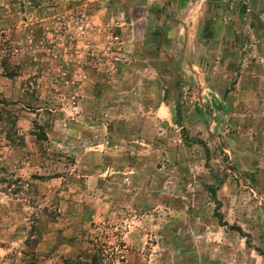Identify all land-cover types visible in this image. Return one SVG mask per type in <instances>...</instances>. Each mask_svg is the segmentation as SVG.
Wrapping results in <instances>:
<instances>
[{
  "label": "rangeland",
  "instance_id": "1",
  "mask_svg": "<svg viewBox=\"0 0 264 264\" xmlns=\"http://www.w3.org/2000/svg\"><path fill=\"white\" fill-rule=\"evenodd\" d=\"M76 255L264 264V0H0V264Z\"/></svg>",
  "mask_w": 264,
  "mask_h": 264
},
{
  "label": "trees",
  "instance_id": "2",
  "mask_svg": "<svg viewBox=\"0 0 264 264\" xmlns=\"http://www.w3.org/2000/svg\"><path fill=\"white\" fill-rule=\"evenodd\" d=\"M95 263L96 262L93 263L91 259L82 258L80 255H76L75 257H67L63 259V264H95Z\"/></svg>",
  "mask_w": 264,
  "mask_h": 264
},
{
  "label": "built area",
  "instance_id": "3",
  "mask_svg": "<svg viewBox=\"0 0 264 264\" xmlns=\"http://www.w3.org/2000/svg\"><path fill=\"white\" fill-rule=\"evenodd\" d=\"M232 3H238V2H242L243 0H229Z\"/></svg>",
  "mask_w": 264,
  "mask_h": 264
},
{
  "label": "crops",
  "instance_id": "4",
  "mask_svg": "<svg viewBox=\"0 0 264 264\" xmlns=\"http://www.w3.org/2000/svg\"><path fill=\"white\" fill-rule=\"evenodd\" d=\"M182 22V21H181ZM184 23V22H183ZM5 263V262H4Z\"/></svg>",
  "mask_w": 264,
  "mask_h": 264
}]
</instances>
